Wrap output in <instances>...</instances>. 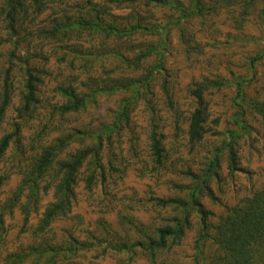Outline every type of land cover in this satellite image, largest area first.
I'll list each match as a JSON object with an SVG mask.
<instances>
[{"label":"rangeland","instance_id":"374dc122","mask_svg":"<svg viewBox=\"0 0 264 264\" xmlns=\"http://www.w3.org/2000/svg\"><path fill=\"white\" fill-rule=\"evenodd\" d=\"M145 2L41 0L39 11L28 0L14 33L5 27L6 13L0 7V105L4 70L11 67V99L0 110V138L14 132L0 156V264L6 263L9 252L28 253L16 264H203V255H210L214 244L204 239L203 253L195 249L200 224L191 195L196 193L214 225L226 207L264 186V119L247 106L250 99L264 104V0ZM96 17L120 27L140 21L142 27L121 34L80 21ZM149 45L154 49L139 64L123 61V55L135 57ZM12 52L25 57L39 79L38 100L21 115L16 109L25 61L12 57ZM259 54L262 58L252 63L251 57ZM148 68H152L149 92L142 87L137 92L120 88L90 97L76 111L56 109L66 100L61 87L90 91L91 78L102 83L112 77H138ZM237 76L247 79L242 104L249 132L240 127L244 121L235 120ZM164 79L174 97L172 110L161 97ZM205 79L224 84L206 89L205 131L200 139L190 141L188 118L194 107L190 89ZM122 98L130 102L129 124L119 133L114 129L108 140L109 130L100 128L101 123L111 121ZM147 101L162 133L161 165L154 164L148 147ZM231 131L237 135L233 149L241 170L229 165L226 144ZM65 134L71 140L56 160L93 144L100 134L103 175L97 172L88 187L86 179L97 166L84 163L69 208L39 232L38 220L54 199L44 185L52 182L57 167L40 178L35 196L27 172L41 148ZM212 159L215 165L209 169ZM159 197H177L184 203L162 206ZM182 211L189 214L183 235L170 238L152 262L144 248L130 247L132 241L154 235L157 227L173 225V217ZM47 245L54 250L42 252ZM32 248L36 251L29 252Z\"/></svg>","mask_w":264,"mask_h":264},{"label":"trees","instance_id":"16d2710c","mask_svg":"<svg viewBox=\"0 0 264 264\" xmlns=\"http://www.w3.org/2000/svg\"><path fill=\"white\" fill-rule=\"evenodd\" d=\"M26 1L28 0H2L0 5L1 10H4L3 22L5 27L9 29L11 33L16 32L17 21L20 14L26 9ZM123 2H140L141 0H120ZM156 0H146L145 4ZM160 1V0H158ZM29 2H34L37 5V10H42L41 0H29ZM196 9H199L196 7ZM264 15V10H263ZM95 21H89L82 19V23H92L91 25L97 28H103L110 30V32H136L138 28L142 27L140 21L133 23L126 22L125 25H117L114 22H108L104 24L101 18L96 17ZM151 45L147 46L146 49H142L134 57L122 56L123 61H127L129 64H139L143 61L145 57L150 55ZM12 57H17L21 59L24 63V82L19 96V105L16 109L17 113L21 115L23 112L31 109V105L38 100L37 97V82L39 81L37 75L34 73V68L27 62V59L22 56L16 55L12 52ZM262 58V54L255 55L251 57V62L259 60ZM10 63H12L10 59ZM10 66L6 67L4 70V77L1 84V98L2 103L0 105L1 112L9 105L11 99V90L9 84V70ZM151 69H146L138 77H124V78H109L108 81H103L102 83H97L94 78H91V89L90 91H77L73 86L61 87L60 90L63 95H65L66 100L56 107L59 112H72L85 106L90 97L100 94V92H113L115 89L120 88H131L133 90H138L145 88L146 92H149L150 80H151ZM247 79L243 76H237L234 81V96L233 102L238 107L236 121L242 123L240 127L244 129L245 132H249L251 128L246 123L245 116L247 111L242 102H245L244 94V82ZM224 84V81L219 80H203L194 83V87L190 89V94L194 103V107L190 112L188 118V129L187 133L190 141H196L203 136L205 131L204 123L207 118V113L205 109V91L210 85L220 86ZM161 97L168 109H174L175 102L173 94L168 86L167 80H162L160 85ZM130 102L126 98H122L117 105V109L114 110L111 121L107 123H101L100 128L103 130H109L107 139L109 140L111 132L116 129L119 133L124 127H128L130 119ZM147 106L151 114L150 130L148 133V147L151 153L152 160L155 165H161L163 161V145H162V133L155 122V111L150 103L147 101ZM250 108L252 114L260 116L264 119V104L255 99H250L247 105ZM243 116L242 119H239ZM16 128H18L17 123H14ZM102 130V131H103ZM14 132L6 133L0 138V156L6 150L9 144L10 138L13 136ZM237 135L234 131H231L230 138L226 146L229 149V165L232 169L241 170L236 159V153L233 149L235 144V138ZM71 140L69 134L61 135L55 137L47 145L43 146L40 152L36 155L35 160L31 164L29 171L27 172L28 178L31 183H29L30 191L32 195H37L39 188L41 187L40 178L50 176L48 173L50 170H54L55 166L57 170L51 183H46L44 185L45 189H51L53 194V201L46 205L43 213L38 220L37 231H44L51 223L52 219L61 213H64L70 206V199L73 194V185L77 181V173L80 167L84 163L95 164L97 167L91 170L89 176L86 179L87 186L90 187L93 183V179L97 172L103 175L104 165L101 162L102 155V138L100 134L95 135V140L93 144H89L82 148H78L73 152L66 155L65 158L56 160L58 155L66 147V145ZM216 159L210 161L211 169L215 165ZM56 165H53V164ZM50 169V170H49ZM158 204L162 206H182L184 203L180 198L177 197H159L157 199ZM184 205V204H183ZM191 205L194 206L199 214V224L200 229L198 237L195 240V249L198 254H202V243L204 239H210L214 244V249L210 255H203V264H264V186L254 190L250 195L242 197L239 202L233 206L226 207V211L222 214L217 223L210 225L208 221V211L204 209L200 202L196 200V193L191 195ZM184 210H186V205H184ZM188 211H182V214L173 217L175 223L173 225H165L157 227L155 229L154 235H146L144 241L135 240L132 241L130 247L139 246L144 248L149 253L151 262L155 258V252L157 250H162L168 245V240L170 238H179L184 233V224L188 223L189 214ZM82 244V243H81ZM48 248H43L42 252L47 250L53 251L54 248L51 245ZM204 246V245H203ZM125 248V244L120 246ZM36 251V249H30L29 252ZM41 252V253H42ZM28 254V253H27ZM17 254L9 252L6 255L5 264H16L20 262L27 255Z\"/></svg>","mask_w":264,"mask_h":264}]
</instances>
